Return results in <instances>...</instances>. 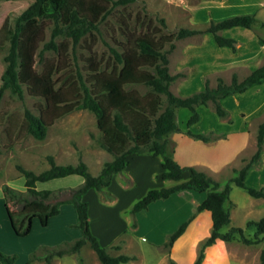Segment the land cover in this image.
I'll return each instance as SVG.
<instances>
[{
    "label": "trees",
    "instance_id": "16d2710c",
    "mask_svg": "<svg viewBox=\"0 0 264 264\" xmlns=\"http://www.w3.org/2000/svg\"><path fill=\"white\" fill-rule=\"evenodd\" d=\"M133 1L32 0L15 17L7 53L4 55L6 65L1 75L0 96L9 87L19 98H23L26 90L42 100L43 106L38 107L37 113L28 107L24 109L28 131L37 139H43L54 120L64 114L76 109L90 110L95 116L99 135L96 136L93 132L89 134L112 156L103 162L97 174H92L81 158L76 163H56L51 154L46 156L49 166L39 172L16 164V168L24 176L25 189L19 190L7 183L2 185L5 209L14 232L18 235L28 234L34 217L39 219L41 225H46L51 216L60 212L63 202L73 204L77 215L76 225L81 230V234L72 241L58 246L45 245L40 252L34 250L25 264H31L35 258L51 264L54 256L77 253L87 242L101 264H119L134 258L133 255L125 253L112 255L100 243L89 227L88 202L82 199V195L89 188L96 189L101 198L111 199L113 194L107 190V185L115 173L124 171L127 155L131 153L158 155L161 159V172L157 176L175 181L169 186L147 189L132 203L128 209L131 213L146 208L155 199L165 198L182 189L206 191L205 198L197 205L196 210H209L212 225L209 235L198 243L196 258L192 264H201L206 247L217 239H238L247 244L264 239V217L250 219L244 227L228 226L230 216L227 205L231 184L245 189L252 196L264 197V188L245 182L249 169L260 160L264 143V119L257 126L254 153L239 168L234 169L235 174L222 187L218 180L206 172L177 162L168 152L167 139L170 132L181 130L177 121V108L184 107L190 111L187 126L199 119V105L211 104L219 117L229 116V111L221 100L264 80L263 60L242 78H238L233 72L228 82L218 77L214 86L209 85L206 79L201 89L187 95H178L170 88L175 74L169 71L167 55L174 47V40L198 32H210L218 45L235 51L236 39L219 31L233 26L251 28L256 18L254 12L210 19L203 27L180 26L174 32L151 29L149 25L147 29H143L142 21L138 31L135 28L130 30L127 22L123 21L124 41L119 43V47L108 44L109 56L106 60L90 56L84 72L76 67V78L63 69L65 67H62L61 60L46 63L43 59L40 70L34 67L36 54L41 59L45 50L61 54L65 42H57L56 37H69L72 44L76 45L93 32L100 33V23L116 6H125ZM159 21L165 28L164 17H160ZM48 27L50 36L45 40V30ZM41 42L42 46L37 51ZM259 42H263V39L259 38ZM138 87H143V90L140 91ZM185 132L202 140L218 136L212 131L195 133L187 129ZM184 171L188 172L187 178H183ZM69 174L81 175L82 182L77 186L63 187L55 191L36 188L37 181ZM52 191L69 192V195L65 199L51 201ZM189 220L190 218L184 220L169 233L166 245H171L185 230ZM246 228H252L253 233L247 234ZM16 256V253L0 250V264H15ZM76 264L85 263L78 256ZM171 264L176 263L171 261ZM258 264H264V247L260 251Z\"/></svg>",
    "mask_w": 264,
    "mask_h": 264
},
{
    "label": "rangeland",
    "instance_id": "374dc122",
    "mask_svg": "<svg viewBox=\"0 0 264 264\" xmlns=\"http://www.w3.org/2000/svg\"><path fill=\"white\" fill-rule=\"evenodd\" d=\"M31 1L32 0H0V84L1 75L6 65L4 55L7 53L9 38L14 26L15 17L20 14V12ZM260 2L261 0H134L125 6H116L113 11L100 23V33L95 31L92 35L86 36V39H83L76 45L72 44L69 37H56L57 42H65V46H62L61 54L59 55L56 52L45 50L42 53V59L38 54H36L34 67L36 70H40L43 63L41 61L43 59L46 60V63L49 61L56 62L61 60L62 67H65L63 69L71 72L72 77L76 78V67H80L84 72V69L88 65V58L90 56L96 59L102 57L106 60L109 56L108 44L119 47V43L124 41L125 29L123 28L125 25L123 21L127 22L130 30L135 28L138 31L142 21L143 29H147V25H149L151 29H159L163 32H174L180 26L203 27L209 23L210 19L252 12V8L254 7H256L255 10L258 8H264L260 5ZM257 13V16L255 13L256 18L250 30L252 29L253 33L256 34L257 37L262 38L259 32L262 29V32L264 33V21H261L262 17H264V10L258 11ZM160 17H164L165 19V28L159 21ZM219 32L224 35L231 34L230 36H234L236 39V50L233 51L231 48H228L226 50L227 53H235L238 55L243 48L246 51L245 48L247 47V44H250L248 43L249 40H245L249 36V32L244 33L238 29H228L226 31L221 30ZM204 33L205 32H198L175 39L174 47L167 54L169 71L170 73L175 74V79L171 82L170 88L178 95H187L199 90L198 87L201 78H203L202 81L204 82L208 79L209 85L214 86L217 83L218 77H222L226 82H228L233 72L237 73L238 78L244 77L249 73L248 71L250 68H248V65L243 67V64L241 63L244 59H240L239 62L231 61L228 65L221 66L226 68L224 71L217 70L216 68L219 66H217V64L214 65V61H211V45L213 42L216 44L215 40H213L211 33H208L209 36H205ZM49 36L50 28L48 27L45 30L44 39H49ZM235 36H237V38ZM41 46L42 42L39 44L37 51L41 48ZM165 46L167 47L168 44H165ZM243 53L244 52H241L240 54ZM258 53L260 55L262 54V52ZM224 55L225 54H222V56ZM202 60H206L210 64L204 63L203 65L201 63ZM199 71H201V77L199 80H192L191 77L193 75H197ZM263 82L262 88H264ZM138 89L142 91L143 87H138ZM40 106H43L42 100L37 96L35 97L30 95L26 90H24L23 98H19L16 92L9 87L6 88L0 96V214L2 210L4 212L2 185L7 183L16 189H25L24 176L16 168L17 163L24 165L35 172H39L49 166V162L46 158L48 154H51L54 157L56 163H76L79 158H81L88 165L90 172L92 174H97L102 163L112 157L109 152L98 150L101 147L96 143L95 138L90 136V132H93L96 136H98L99 131L95 123V116L88 109H76L64 114L54 120L51 126H49L47 134L43 139L33 137L28 131V121L24 116V109L28 107L33 112L37 113L38 107ZM197 109L200 116L194 123L198 122L200 126L216 124L215 127H217L219 125L218 123L221 121H229V119L232 120L230 114L229 116L219 117L214 112L211 104L206 106L199 105ZM176 115L179 125H182L183 127L185 125L186 130L189 129L190 125L187 126L186 121L190 115V111L187 108L180 107L177 108ZM263 119L264 115L262 117V113L254 115V117L250 119L251 129H255L256 131L258 122ZM194 123H192V125ZM210 131L211 130H208L203 133H209ZM212 132L220 137H224L222 133L217 132L216 130H212ZM186 134L190 136L188 133ZM167 139L170 144L169 136ZM187 141L188 140H186V142ZM182 147L184 155L188 150L184 159L182 158L184 162L188 160L192 161V156L195 157V154H198L197 150L201 148L198 143H190L188 147L185 145ZM191 149L193 150L191 151ZM255 149H253L252 152L250 151L248 156L241 157V165L254 153ZM234 169L237 168H233V171L230 170L232 171L231 175L235 174ZM82 180L83 177L79 174H69L45 181H37L36 188H48L55 191L63 187L67 188L69 186H77L82 182ZM153 185L157 184L154 183ZM232 187L233 190H236L239 194H246V191L241 187L231 184V188ZM54 191H52L53 194L51 201L65 199L69 195V192L56 193ZM82 199L85 200L83 197ZM87 201L89 202V220L90 216H93L94 226L101 232L102 235L109 238L122 231L124 228L122 217L124 218L127 213H131L130 211H126L125 213H121L117 216L116 207L106 206V208L103 209L94 203L92 198H89ZM67 205L71 206L73 210V218L70 210L66 207ZM62 206H65V212L61 216L57 215V217L52 219V221H50V225H40L38 218L35 217L33 219L35 224L32 225L28 234L18 235L13 232L14 235H11L17 241H15L16 245H13V243L9 244V246H12L8 248V253H16V258L18 255L22 257V252L29 247L30 250L26 253L29 258L31 255L30 253L34 250L37 252L42 251L45 245L58 246L64 244L66 241H72L76 238L73 236V229L76 228L80 234V227L76 225L77 216L75 208L73 204L69 202L61 203L60 209ZM11 208L14 209L13 204H11ZM0 218H4L6 220V218L8 219V216L5 217L4 214V216H1ZM0 223L2 224L1 221ZM61 225L64 228L52 236V230H55ZM145 232L146 231L143 229L137 231V235H140L138 239L140 247L141 249H144L146 253V256L143 258V262L141 264H155L158 262L160 255H158L156 248L151 246V242H149L150 235L151 237L154 236L152 233L147 234ZM142 235L145 237L143 240L140 238ZM146 237H148V240H146ZM6 238L7 241L4 242L5 244L10 240L9 236H6ZM15 246H17V249L11 250L14 249ZM0 250L4 251L2 248H0ZM78 256L83 259L85 264H101L95 251L90 247L88 242L83 244L79 252L76 254H64L61 257V264H75ZM38 261V258H35V262L31 263L38 264Z\"/></svg>",
    "mask_w": 264,
    "mask_h": 264
},
{
    "label": "crops",
    "instance_id": "0c3cea01",
    "mask_svg": "<svg viewBox=\"0 0 264 264\" xmlns=\"http://www.w3.org/2000/svg\"><path fill=\"white\" fill-rule=\"evenodd\" d=\"M260 3V5L264 7V0H261ZM255 8L256 7L252 8V12H255L256 16L258 11L264 10V8H258L257 10H255ZM261 21H264V17H262ZM235 27L236 26H233L223 30L238 29L244 33L249 32V38H244L246 41L249 40L250 42L248 41V43L251 44H247V47L245 48L247 53L243 48L238 55L235 53L230 54L229 52H226L229 47L220 46L216 42V44L213 42L211 45V61H214V65L217 64V66H219L216 68L217 70L224 71L226 68L221 66L228 65L231 61L239 62L240 59H244L241 63L243 64V67L248 65V68H250L248 72H250L264 60V42H259V37L253 33L252 29L250 30V28L243 26ZM208 33L210 32H205V36H209ZM259 33L264 39L262 29ZM235 37L237 38V36ZM241 52L244 53L240 54ZM258 52H262V54L260 55ZM222 54L225 55L222 56ZM201 63L203 65L204 63L210 64L206 60H202ZM200 72L201 71L195 76L192 74V80H199L201 77ZM202 80L203 78L200 79L199 89L204 86V81ZM262 82L251 85L245 91L231 94L221 100L222 104L229 111L232 119L231 121L220 120L221 122L218 123L219 125L217 127H215L216 124L200 126L198 122L189 126V129L195 133L216 130L217 132L222 133L224 137L218 136L214 139L202 140L190 134V136H188L185 133V125L184 127L179 125L181 127L180 131H173L168 134L170 142V144L168 143L169 153L181 165L190 164L211 175L220 182V186L222 187L224 183L233 176L231 175L233 168H239L241 166V157L248 156L250 151L252 152L256 147L257 128L256 131L255 129H251L250 119L256 114L262 113V117L264 115V88H262ZM186 140L188 141L186 142ZM190 143H198L201 148L197 150L198 154H195V157L192 156V161L188 160L184 162L182 158L184 159L188 150L184 155L182 152V146L185 145L188 147ZM98 150L106 151L103 148H99ZM192 150L193 149H191V151ZM127 160L124 171L115 173L111 177L110 183L107 185V190L113 194L111 199L104 200L94 188H89L82 195L85 201L92 198L93 202L103 209H105L106 206H114L116 207L117 216H119V214L128 211L132 203L141 197L151 186H169L175 182L172 179H163L157 176V174L161 172V159L158 155L131 153L127 155ZM187 176L188 172L184 171L183 178H187ZM245 182L251 186L264 188V148L261 152L259 163L247 172ZM154 183L157 185H153ZM245 193V195L239 194V192L233 190V187L230 188L229 201L227 204L230 216L228 226L244 227L248 220H257L264 217V197L252 196L247 191ZM205 196L206 191H198L188 188L176 191L165 198L155 199L151 201L146 208L141 209L134 214L127 213L124 218L122 217L124 228L121 232L109 238L102 235L94 226L93 216H90L89 227L91 228L92 233L98 237L100 243L106 246L109 253L112 255L120 253L133 255L134 258L119 264H141L143 262L146 253L144 249H141L138 242L140 235H137V231L142 229L146 231L145 233H152L154 236L151 237L150 235L149 242H151V246H154L158 251V255H160L158 262L155 264H171V261H174L176 264H192L196 257L198 242L209 235L212 225L211 212L209 210H196L197 205L205 198ZM2 201L4 212L2 210L0 215L4 216L5 214V217H7L4 199ZM64 207L65 206L61 207L58 214L49 218L46 224L47 226L50 225V221L57 217V215L61 216L65 212ZM66 207L70 210L73 218L74 213L71 206L67 205ZM188 218H190V220L185 230L173 240L171 245H166L165 242L169 233ZM0 221L2 222V224L0 223V248L9 252L8 248L12 246H9V244L13 243V245H16L15 241L17 240L12 237V235H14V230L11 226L9 217L8 219L6 218V220L0 218ZM33 224H35L34 220H32V225ZM39 224L41 225L40 221ZM63 228L64 227L61 225L55 230L53 229L52 236ZM246 233L251 235L253 229L246 228ZM80 234L76 228L73 229V236L78 237ZM6 236L10 237L8 243L6 242L7 245L4 243L7 241ZM140 238L143 240L145 237L142 235ZM146 240H148V237H146ZM113 245H118V247H113ZM263 247L264 239L248 244L243 243L238 239H217L206 247L201 264H258L260 251ZM16 249L17 246L11 250ZM29 250V247L25 249L22 252V257L18 255L15 264H25L29 259L26 254ZM62 256H54L51 260V264H61ZM38 260V264H45L43 259L38 258ZM31 262L34 263L35 259Z\"/></svg>",
    "mask_w": 264,
    "mask_h": 264
}]
</instances>
